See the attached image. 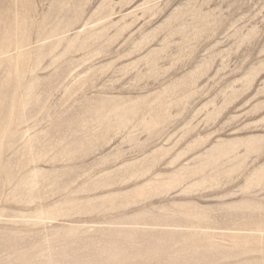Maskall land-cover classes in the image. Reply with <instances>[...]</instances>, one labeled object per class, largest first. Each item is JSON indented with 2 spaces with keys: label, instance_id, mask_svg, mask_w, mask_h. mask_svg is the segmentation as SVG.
Returning a JSON list of instances; mask_svg holds the SVG:
<instances>
[{
  "label": "rangeland",
  "instance_id": "374dc122",
  "mask_svg": "<svg viewBox=\"0 0 264 264\" xmlns=\"http://www.w3.org/2000/svg\"><path fill=\"white\" fill-rule=\"evenodd\" d=\"M0 264H264V0H0Z\"/></svg>",
  "mask_w": 264,
  "mask_h": 264
}]
</instances>
